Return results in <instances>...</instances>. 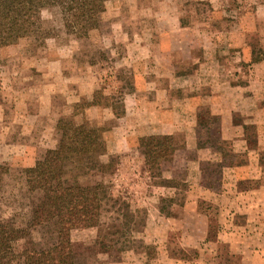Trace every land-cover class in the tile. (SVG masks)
Instances as JSON below:
<instances>
[{"label":"rangeland","instance_id":"374dc122","mask_svg":"<svg viewBox=\"0 0 264 264\" xmlns=\"http://www.w3.org/2000/svg\"><path fill=\"white\" fill-rule=\"evenodd\" d=\"M42 18L46 38L4 41L0 35V164L9 169L0 184V220L29 225L40 193L29 191L26 169L59 145L60 121H71L84 131L71 130L67 184L98 183L107 192L101 224L71 232L77 264H247L234 246H243L244 237L220 233L244 231L249 218L246 181L231 170L257 162L264 0H109L88 37L67 33L58 8L44 9ZM202 56L207 63L196 61ZM216 57L219 66L208 62ZM153 58L165 67V78L153 74L149 84ZM202 65L223 71L214 84L204 80L189 92L182 76ZM137 86L142 93H134ZM26 110L32 116L18 118ZM227 112L236 128L225 125L224 135L246 128L247 143L222 139L216 114ZM148 135L174 137L177 150L162 169L163 180L175 187L154 182L160 178H152L139 141ZM114 203L140 211L141 232L128 231ZM55 240V227L46 224L15 247Z\"/></svg>","mask_w":264,"mask_h":264},{"label":"trees","instance_id":"16d2710c","mask_svg":"<svg viewBox=\"0 0 264 264\" xmlns=\"http://www.w3.org/2000/svg\"><path fill=\"white\" fill-rule=\"evenodd\" d=\"M108 1L0 0V35L4 41L30 36L48 37L43 26L42 11L55 7L63 16V26L67 33L88 37L92 30L99 27L100 16L105 12ZM261 59L254 57L252 62H259ZM65 123L61 125L60 121L64 130L59 145L49 149L43 159L26 169L29 191L40 193L39 201L32 204L29 225L17 227L9 219L0 220V264H77L76 250L71 238L72 230L79 226H99L102 222L104 202L107 198L105 187L98 183L67 184L66 167L73 153L71 130L83 132L84 129L75 127L71 121ZM139 141L152 178H160L154 182L167 188L175 187V184L163 180L162 169L164 163L173 160L177 150L174 137L148 135L141 137ZM8 171L7 166L0 164V184ZM176 184L180 186L179 183ZM116 206L118 220L128 227V231L141 232L146 221L140 218V211L133 210L126 203ZM161 211L165 212L163 207ZM46 224H53L55 227V242L46 247L34 246L21 250L15 247V242L28 236L30 229ZM118 232L120 228L115 230V233Z\"/></svg>","mask_w":264,"mask_h":264},{"label":"crops","instance_id":"0c3cea01","mask_svg":"<svg viewBox=\"0 0 264 264\" xmlns=\"http://www.w3.org/2000/svg\"><path fill=\"white\" fill-rule=\"evenodd\" d=\"M201 1H206V0H201ZM211 3H218L220 0H208ZM183 26V25H182ZM191 27L189 26H183L181 29H190ZM217 42V41H216ZM211 41L208 42V44H210ZM208 44L205 45L207 47L204 46V49H207L209 51H211L213 49V47H208ZM145 45H149L147 43H145ZM144 45V46H145ZM154 47V44L152 45ZM152 47V48H153ZM152 48H150V51L152 53ZM205 54V53H204ZM153 55V54H151ZM206 59L209 58H205L204 56H202L201 58H199V60L196 59L197 62H206ZM194 60V59H193ZM216 62V65H218V63H221V58L220 57H216L214 60H209L208 62ZM150 71L146 72L149 73L148 75V79H149V84H152L150 79L155 78L153 74H156V78L159 79L161 78H165L164 75V71L166 70L165 67H163L161 64V62H158V59H151L150 60ZM207 63V62H206ZM221 67V65H220ZM214 71V75L213 72ZM213 71H208V69H206V65H202L199 69H197L194 73H189L187 75L182 76L184 78V80H186L188 86H187V90L190 92L194 87H196V89L198 90L201 87V83L204 82V80L207 82V80H209V83L214 84V81L216 79H219V75L220 73H222V71H220L219 69H213ZM207 72V73H206ZM145 72H137L135 74L136 78H143ZM214 79H213V76ZM211 76V77H210ZM145 77H147V75H145ZM213 80V82H212ZM145 82L147 81V79L144 80ZM193 83H196L195 85ZM138 84V83H137ZM204 84V83H203ZM156 85V84H155ZM27 87V86H26ZM26 87L24 89H26ZM138 88H136V92H134L135 94L139 92L142 93L140 90H142L141 87L137 86ZM152 88V87H151ZM162 91V88L157 89V92L160 94V92ZM216 90L213 91V93L215 94ZM197 94L199 93V91L196 92ZM189 95V94H188ZM193 96L189 95L187 96L188 101L193 102ZM198 99L200 101L201 96H198ZM26 100V99H24ZM23 99L20 100L19 104L20 106L24 103ZM162 103L165 102L164 97H162L161 99H159ZM205 99H203L202 102H200L202 106H205ZM207 103V102H206ZM260 106H258L259 110L262 114L261 119L259 121H255L256 124L255 127L257 129V133H258V144L259 146L257 147V151H254L255 156L257 158V162L254 164V162L252 160H248V162L243 166H235L234 168H232L231 171H234L235 173V177L237 178V180H243L246 181V185H247V189L248 192V206H247V212L249 214V218L247 219V224L245 226L244 231H240L238 228L234 227L233 231H230L229 233H226V231H224L223 233H220V237L224 238V235L227 237L229 236L230 238L233 237L234 239L236 238H240V237H244L245 239V243L243 246H235V249L237 250L236 252H240L242 254H245L244 256V261L247 264H264V165L261 163V157L263 154V150H264V103L259 104ZM230 112L227 113H217L216 116H219L221 118V125L222 127L220 128V134L222 136V139H230L231 141H234L237 143L238 140L241 139H245V142L247 143V133H245L246 128H244L243 132H240V134H235L232 133L231 135H227V137L224 135V126L228 124V131H230V129L235 130L236 126L233 123H229L227 117L230 116ZM32 116V114H30V111L26 110L24 113L23 112H19L18 113V118H20L21 120ZM258 116V115H257ZM16 119H18L17 117H15ZM230 124V126H229ZM247 148V147H246ZM31 153V152H29ZM33 153V152H32ZM27 155V154H26ZM27 159L31 160V156L27 155ZM34 163H28V166H32ZM243 174V176H242ZM236 180V181H237ZM236 189V188H235ZM228 237V238H229ZM247 255V256H246Z\"/></svg>","mask_w":264,"mask_h":264}]
</instances>
